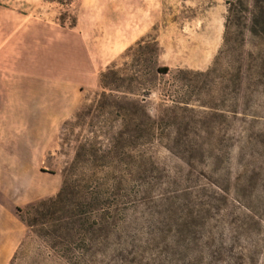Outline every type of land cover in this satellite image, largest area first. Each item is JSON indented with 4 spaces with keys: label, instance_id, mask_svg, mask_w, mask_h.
I'll return each instance as SVG.
<instances>
[{
    "label": "rangeland",
    "instance_id": "374dc122",
    "mask_svg": "<svg viewBox=\"0 0 264 264\" xmlns=\"http://www.w3.org/2000/svg\"><path fill=\"white\" fill-rule=\"evenodd\" d=\"M229 1L34 0L28 58L82 82L78 103L51 129L38 161L58 172L61 184L99 186L110 212L99 235L108 240L85 251L90 242L78 232L59 239L71 227L65 216L75 212L72 202L55 206L53 216H44L45 207L28 209L55 193L49 195L53 183L26 173L13 210L20 207L33 225L9 264H84L81 252L85 264H264V0ZM143 36L156 38L154 64L167 65L166 74L148 73L150 50L135 45ZM90 55H114L95 79ZM112 66L139 76L128 95L144 98L153 118L179 106L157 138L134 143L125 134L113 148L98 136L120 125L93 102L110 92L99 76ZM96 142L113 157L106 166L95 161L102 153Z\"/></svg>",
    "mask_w": 264,
    "mask_h": 264
},
{
    "label": "crops",
    "instance_id": "0c3cea01",
    "mask_svg": "<svg viewBox=\"0 0 264 264\" xmlns=\"http://www.w3.org/2000/svg\"><path fill=\"white\" fill-rule=\"evenodd\" d=\"M33 2L0 0V264H9L27 232L13 210L19 205L14 191L26 175L38 184L53 183L49 195L59 190L61 175L42 169L38 160L49 148L51 129L71 114L81 96L80 80L44 72L42 61L34 66L28 58ZM113 56L90 55L91 77ZM73 67L80 69L76 58Z\"/></svg>",
    "mask_w": 264,
    "mask_h": 264
},
{
    "label": "trees",
    "instance_id": "16d2710c",
    "mask_svg": "<svg viewBox=\"0 0 264 264\" xmlns=\"http://www.w3.org/2000/svg\"><path fill=\"white\" fill-rule=\"evenodd\" d=\"M56 1L62 2L64 0ZM228 3L229 6L232 5V2L229 0ZM135 45H143L145 48L150 50V58H143L144 66L146 67L148 73L152 71L155 73L154 75H158L166 74L169 71V67L167 65L159 66L154 64V58L157 56L159 50L156 38L143 36L138 41H136ZM138 78V75L127 76L124 74H116L113 66L108 68L106 71L101 72L99 76L100 85H102L103 88H108L109 86L108 90L110 92L102 91L98 93L93 100L94 108L103 110L105 107H108L106 112L113 116L112 122L119 121L120 125L114 132L109 133L108 131L98 136H105L107 143H113V148H117L115 144L121 142L125 134H128L129 140H133L134 143H136L138 140L144 141L147 139L151 141L157 138L161 134L160 129L163 130L160 124L172 116L174 113L173 107H179H167L157 118L150 116L146 106L142 102L144 98H130L128 95L135 94L133 92L132 85L134 82L139 81ZM141 81H146L145 83H147L149 79L141 78ZM141 81L140 83H142ZM143 89V91L148 90L147 88ZM77 117L78 114H75V118ZM92 135L97 137L93 131ZM96 143L98 144L96 151H100L102 153L99 155L93 154L95 161L98 163V165L106 166L108 165V160H111L113 157L109 156V154L106 155L103 153L104 151L101 148V146L103 147L102 142ZM87 144H89L91 148L94 147L92 143L87 142ZM81 147L84 148L85 145H81ZM77 156L78 154L76 152L75 158H77ZM84 187L85 185L79 184L76 181L69 183L64 179L60 189L54 195L28 204L27 208L37 209L40 207H45L47 208V212L43 213L45 214L44 216H46L47 213L53 216V214L58 211V209L55 210V206L64 204L65 201L72 202V210L75 212L65 216L67 219L69 218L70 221L66 223L71 227L67 226L65 228V232H63V235L58 234L57 237L61 240H68L70 238L73 239L74 234L76 235L78 232L79 235L82 236L79 238L82 243H85L86 241V243L90 242L88 244L82 245V249H85L86 251L90 249L91 244L104 245L107 243V236H100L99 233L107 229L109 224L107 213L109 214L110 212H108V208H106V206H102L108 202L105 200V198H103V191L99 189V186H96L95 184L89 186L87 184L86 187ZM52 207L54 210L48 211ZM64 208L65 206H62L61 210H65ZM15 209L17 211V215L25 223V225L31 227L33 225L31 221L20 214L21 208L16 207ZM95 212H97V214L95 215L93 222H89V220H91V214H94ZM111 217L113 218V216ZM80 226L82 231L78 230ZM84 253L81 252L78 261L85 264L87 258Z\"/></svg>",
    "mask_w": 264,
    "mask_h": 264
}]
</instances>
